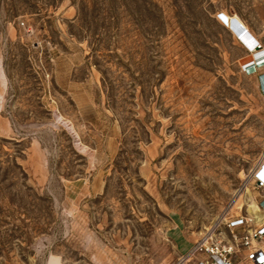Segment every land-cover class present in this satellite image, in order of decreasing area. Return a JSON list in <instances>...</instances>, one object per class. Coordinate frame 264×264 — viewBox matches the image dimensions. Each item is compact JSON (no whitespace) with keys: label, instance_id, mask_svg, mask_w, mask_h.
I'll return each instance as SVG.
<instances>
[{"label":"rangeland","instance_id":"1","mask_svg":"<svg viewBox=\"0 0 264 264\" xmlns=\"http://www.w3.org/2000/svg\"><path fill=\"white\" fill-rule=\"evenodd\" d=\"M223 15L264 51V0H0V264H171L221 215L264 153Z\"/></svg>","mask_w":264,"mask_h":264},{"label":"built area","instance_id":"2","mask_svg":"<svg viewBox=\"0 0 264 264\" xmlns=\"http://www.w3.org/2000/svg\"><path fill=\"white\" fill-rule=\"evenodd\" d=\"M239 258L244 264H264V153L221 215L171 264H241Z\"/></svg>","mask_w":264,"mask_h":264},{"label":"bare ground","instance_id":"3","mask_svg":"<svg viewBox=\"0 0 264 264\" xmlns=\"http://www.w3.org/2000/svg\"><path fill=\"white\" fill-rule=\"evenodd\" d=\"M222 20L231 33L250 50V54L241 60V65L251 74L264 69V51L256 50L257 41L244 23L236 16L228 17L223 15ZM259 83L261 89L264 91V74L260 76ZM250 208H253V206ZM249 211L251 210L249 209ZM140 225L143 224L140 223ZM140 225L138 228L142 227ZM44 264H63V262L58 256L51 254L50 258L48 260L46 259Z\"/></svg>","mask_w":264,"mask_h":264}]
</instances>
